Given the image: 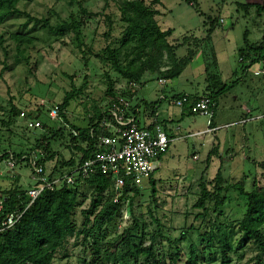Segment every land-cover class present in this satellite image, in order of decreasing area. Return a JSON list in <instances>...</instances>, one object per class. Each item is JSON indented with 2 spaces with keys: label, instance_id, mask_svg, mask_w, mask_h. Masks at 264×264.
I'll return each instance as SVG.
<instances>
[{
  "label": "rangeland",
  "instance_id": "374dc122",
  "mask_svg": "<svg viewBox=\"0 0 264 264\" xmlns=\"http://www.w3.org/2000/svg\"><path fill=\"white\" fill-rule=\"evenodd\" d=\"M123 1L20 0L18 12L0 24V199L16 189L27 195L34 184L31 169L17 155L40 139L43 130L40 134L27 131L16 115L19 109L39 105L47 109L52 104H62L65 95L73 93L69 105L62 107V119L50 120L45 110L41 113L44 123L53 128L52 135L55 133L49 139L55 154L46 167L51 176L71 159L77 161L80 157L76 148L80 141L72 138L70 128L93 125L106 110L123 109L125 117L142 109L145 116L155 113V103L146 102L143 94L137 95L145 84L155 90L157 81L164 76L153 67L146 69L139 80L124 78L115 71L109 57L110 50L119 51L123 64L135 61L131 64L135 71L140 70L137 66L146 58L138 43L125 35L128 23L121 10ZM145 2L153 5L154 0ZM263 3L264 0H161L160 5H154L159 8L155 18L161 29L174 31L165 39L172 58L164 53L162 69L172 68L183 74L182 81L187 80L193 89L190 95H207L223 85H233L219 96L212 121L217 126H228L175 140L157 161L155 194L152 183H146L131 206L125 203L112 221L100 223L94 215L90 217L89 228L98 238L101 257L108 245L120 242L125 230L134 228L139 236L137 243L148 245L156 238V254L162 264H172L167 251L176 245L186 255L180 264H184L192 246L204 264H223L224 251L229 256L227 264H254L259 250L253 242H244L239 228L247 198L233 185H242L246 191L264 185V121L229 124L248 116L247 110L264 111V79L243 70L245 63L240 61L241 50L250 51V47L264 42V10L255 6ZM29 16L46 18L52 25L77 21L85 53L72 30L56 32L29 20ZM13 33L26 34L34 40L19 52L10 37ZM174 81L178 78L169 83ZM177 95L170 96L169 101ZM188 120L186 129L175 133L173 126L171 134L208 126L204 116ZM65 123L69 124L67 128ZM218 171L223 174L221 204L215 205L213 196L205 209L196 206L203 184L214 195L217 193ZM81 201L75 210L76 229L57 250L51 264H99L90 250L94 235L86 243L80 233L84 228L83 211L92 201V188ZM101 207L96 208V213ZM4 242L0 235V253ZM102 262L112 264L105 258Z\"/></svg>",
  "mask_w": 264,
  "mask_h": 264
},
{
  "label": "trees",
  "instance_id": "16d2710c",
  "mask_svg": "<svg viewBox=\"0 0 264 264\" xmlns=\"http://www.w3.org/2000/svg\"><path fill=\"white\" fill-rule=\"evenodd\" d=\"M19 1L20 0H0V24L9 16L18 12L17 5ZM160 3V0H154L153 5H147L145 0L123 1L121 10L124 20L128 23V26L125 29V35L129 41L138 43L141 55L143 53L146 56L145 60L137 66L140 70L135 71L132 69L131 65L135 61L123 64L119 59V51L110 50L109 57L113 62L114 69L124 78L139 80L146 69L153 67L164 76L160 77L159 80L172 79L180 75L172 68L167 70L162 69L164 53L166 52L167 56L172 58V55H170L171 47L165 39L173 34V30L171 28L166 30L161 29L155 18V16L160 13L156 7L154 8V5ZM255 6H257L259 11L264 10V3L256 4ZM29 20L42 23L43 26L56 32L72 30L76 34L78 47L83 53H85V45L80 38V23L77 21H64L59 25H52L46 18L29 16ZM0 37L3 39L1 34ZM10 37L16 42V47L19 52H22L23 45L28 46L34 40L32 37L22 33H13ZM249 50L250 51L241 50V62H245L247 58L252 59L254 56L257 58L251 60L253 63L262 58L264 56V42L260 45L250 47ZM154 52L156 53L155 56L153 55ZM245 70H248V66H246ZM232 86L233 85H223L217 91L207 94L215 101L216 110L218 108L219 96L223 92L230 90ZM111 88L112 84L109 85L110 92ZM183 95L190 94H179L174 97L173 101ZM72 98L73 93L68 92L64 97L63 103L59 104L61 116L63 114V108L69 105ZM187 107L190 112V107ZM21 110L22 109H19L16 112L17 116ZM33 110L37 112V117L39 118H41V113L44 112V110L47 114V109H44L41 105L33 108ZM111 112L112 111L106 110L104 115L102 114V116H100V119L88 127L70 128L72 138L76 141H80V144H77L78 146L76 147L78 148L79 156L84 155L83 158L85 159L95 149L98 121H101L104 117L112 116ZM214 118L212 121H214ZM66 125L69 126V124L65 123V127ZM214 126L216 125L214 124ZM91 127L94 129V134L91 132ZM52 130L53 128L48 124H45L43 121V135L41 138H37L33 145H29L27 151L17 155V158L24 161L31 169L32 173L33 169L29 164V157L32 153H42L41 155L39 154L40 158L38 162L43 165L51 160L55 154L51 150L49 142V139L55 135V133L52 135ZM73 130L78 131L79 134L76 136L73 133ZM75 162L76 161L71 159L66 164L67 166H70ZM153 176L151 177L150 182L153 186L152 191L155 194L156 181L153 179ZM215 181L217 193L214 195L209 191L206 185L203 184L201 196L196 203V206L205 209L207 201L212 199L213 196L216 199L215 205L218 206L221 204L222 201L220 200L219 194L224 189L222 186L223 174L221 171H218ZM233 187L239 190V192L247 198L246 211L239 221V228L245 239L244 242H247L248 240L253 242L255 248L259 250L255 257L254 264H264V185L256 187L250 191H246L242 185H233ZM91 188L92 201L90 206L83 211L85 216L83 222L84 228L80 233L84 234V241L86 243H88V238L94 235L90 244V250H92L93 254L97 256L95 262L102 264V261L105 258L111 261L112 264H162V261L156 254V238L153 237L148 245H143L141 242L137 243L135 239L139 236L134 232V228L125 230L120 242L115 245H108L103 257H101V246L99 245L98 238L93 234L92 229L89 228V225L92 222L90 217L94 215V219L100 221V223L112 221L120 211L121 207L125 204V198L129 199L128 205L131 206L135 197L141 193L140 187L126 185L124 188L125 195L122 196L119 202L115 203L112 200L114 193L111 190V178L102 174H97L91 178L80 180L75 186L64 185L58 189L44 191L23 213L21 219L14 225V227L0 231V235H3L5 238L2 253H0V264H51L57 250L63 245L68 235L76 229V221L74 219L75 210L77 206L81 204V199L86 198L87 193ZM129 192H132V194ZM2 199H4V204L3 209L0 212V222L7 218L11 213H22L29 202L28 193L26 195L25 191L19 189L10 190ZM100 205H102V207L98 210V213H96V208H99ZM134 225L135 227L139 226V221L137 219H135ZM185 237V234L181 236L182 239ZM170 250L171 251H167V256L172 260V264H180L181 259L186 256L184 251L178 245L175 246L174 250L173 248H170ZM223 253V264H227L229 256L226 251ZM184 264H204L199 256L198 250L194 246L191 247L189 256L185 259Z\"/></svg>",
  "mask_w": 264,
  "mask_h": 264
},
{
  "label": "built area",
  "instance_id": "2783aa9c",
  "mask_svg": "<svg viewBox=\"0 0 264 264\" xmlns=\"http://www.w3.org/2000/svg\"><path fill=\"white\" fill-rule=\"evenodd\" d=\"M257 58L254 56L252 59ZM247 58L245 68L248 66L249 72L258 78L264 79V56L256 62ZM242 61V58H240ZM243 68V70L245 69ZM160 82L163 79L159 80ZM173 103L178 107H190V112L194 116H204L208 118L206 131L212 132L223 126H212V119L216 113V103L209 95H183ZM42 106V105H41ZM112 116L104 117L98 121V133L95 149L87 158L80 155L79 159L70 166H67L57 175L51 176L47 173V163H39V154L32 153L29 157V164L33 169V186L28 191L29 202L22 213H11L0 222V231L10 229L19 222L23 213L35 202V200L46 190H54L64 185L75 186L80 180L91 178L94 175L102 174L111 178V190L114 193L113 202L120 201L125 195L126 185L142 188L158 169V162L164 156L171 144L177 139L189 138L198 133H188L172 135L162 124L155 122L153 125L138 124L134 115L125 117L123 109L112 111ZM248 116L244 119L231 123H246L250 121H264V111L251 112L247 110ZM47 115L50 120L62 119L61 109L58 103L47 108ZM18 118L22 121L27 131L40 134L43 130V120L37 117V112L33 108H22ZM40 131V132H39ZM94 129L91 127V132ZM77 136L78 131L73 130ZM94 134V133H93ZM132 194V192H129ZM128 198L124 203H128ZM4 199H0V212L3 209Z\"/></svg>",
  "mask_w": 264,
  "mask_h": 264
},
{
  "label": "crops",
  "instance_id": "0c3cea01",
  "mask_svg": "<svg viewBox=\"0 0 264 264\" xmlns=\"http://www.w3.org/2000/svg\"><path fill=\"white\" fill-rule=\"evenodd\" d=\"M157 9L159 10V8ZM183 77H184L183 74H180L179 76L175 77V78H178V81H174L172 83H169L171 79H168V80L163 79L162 82L158 80L157 81L158 87L155 88V90L151 88L150 86H148V84H145L144 87L139 90V93L137 96H141L143 94V97L146 96L147 98L145 99L146 102L152 101L155 103V109H154L155 113H152L153 116H150V115L145 116L146 113L142 109V112L134 115L138 124L149 126V125H153L155 122H160L171 133H172L173 128H175L173 126H176L175 133L182 131L183 128L186 129L188 127L190 123L188 119L190 117H193L194 115H192L189 112V109L187 106L179 108V107L174 106L172 101L171 102L169 101L170 96H174L175 94H178V95L179 94L181 95L191 94L193 89L189 85H187V83H189L187 82V80L182 81ZM206 129H201L198 131L185 130L181 134L198 133L197 135L199 136L201 135V132H205Z\"/></svg>",
  "mask_w": 264,
  "mask_h": 264
}]
</instances>
